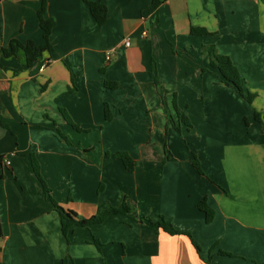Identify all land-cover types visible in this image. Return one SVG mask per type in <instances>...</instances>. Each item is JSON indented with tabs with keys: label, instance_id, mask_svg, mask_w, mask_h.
Returning <instances> with one entry per match:
<instances>
[{
	"label": "crops",
	"instance_id": "1",
	"mask_svg": "<svg viewBox=\"0 0 264 264\" xmlns=\"http://www.w3.org/2000/svg\"><path fill=\"white\" fill-rule=\"evenodd\" d=\"M162 1L152 15V0H106L99 25L84 0H48L52 50L32 66L21 48L2 58L0 264H264V124L255 118L264 120V0ZM41 4L0 0V49L45 44ZM206 46L231 60L252 104L221 82ZM163 87L187 128L168 120ZM121 152L134 171L112 158ZM31 155L60 207L84 218L124 202L135 212L66 238ZM205 198L209 224L198 208ZM161 218L202 253L147 221Z\"/></svg>",
	"mask_w": 264,
	"mask_h": 264
},
{
	"label": "trees",
	"instance_id": "2",
	"mask_svg": "<svg viewBox=\"0 0 264 264\" xmlns=\"http://www.w3.org/2000/svg\"><path fill=\"white\" fill-rule=\"evenodd\" d=\"M84 1L89 6L91 13L94 19L96 20V22L99 25H103L107 19V7L104 3L106 0H98L96 2H90L88 0H84ZM162 3H163L162 0H152V4L150 6V13L152 15H155V13H157ZM47 9H48V0H42L41 10L39 12V18H40V27L43 31V38H44L45 44L42 46H38L34 42L30 41L25 46H23L17 41H12L9 45V48L0 49V68H2V58L7 59V58L15 56L18 48H21L25 52L26 61H27L28 66H32L36 61L40 60L43 53L47 51L50 52L52 50L51 34L55 26V22L53 19L45 18ZM192 32L194 34H205L206 33L205 31H201V30H192ZM204 54L210 58L211 67L213 69H216L219 72L222 78L221 82L233 88L246 102H248V104H252L253 100L256 98V95L252 94L247 89L244 79L241 77L237 68L232 64L231 60L228 57L219 55L214 46L204 47ZM155 83L156 85H159V82L157 81V79L155 80ZM115 87L113 86V88ZM163 99L164 98H162V101L164 102ZM174 107L177 113L179 114L178 115L179 119L183 120L187 125H190L187 117L184 116V114L179 113L177 106L175 104H174ZM62 113H63L65 121L69 125H71L75 130L81 131V129L76 124L73 123L71 118L65 112H62ZM111 118H112V115H111L110 109L108 106H106L105 107V119L109 121L111 120ZM255 118L256 120L264 124L262 114L256 112ZM0 125L2 126L1 122H0ZM54 131L60 139L70 144V141L60 129L54 127ZM112 157L122 161L127 171L129 172L134 171L136 162L127 153H124V152L117 153V154L112 155ZM31 161H32L34 174L43 186L46 199L52 203L55 211L59 213L61 230H62L63 235L66 238L68 236L69 231L75 226L90 227L93 225L104 223L112 215H118V214L129 215V214L134 213V209L130 208L126 204V202H124L122 206L119 208L109 206L108 208L102 210L99 214L94 215L90 218L81 217L73 210L64 209L60 207L58 203L53 199L50 188L47 186V184L43 180L40 174V170H39V163L36 160L34 155H31ZM193 165L200 174H203L202 169L200 167V163L197 160L196 156L193 159ZM198 208L202 213H204L206 222L208 224L211 223L215 217V211L210 206H208L206 198L203 199L198 204ZM147 221L150 225L157 227L159 229H162L165 233L171 236L185 235L189 237L197 253L198 254L202 253V249L200 245L192 237L191 233L176 229L171 221L165 220L164 218H161L159 221H156V222L150 219ZM0 237H1V234H0ZM95 244L99 246L100 243L98 240H95ZM220 253L224 254L223 252H220ZM210 260H211V257H209L208 263Z\"/></svg>",
	"mask_w": 264,
	"mask_h": 264
},
{
	"label": "rangeland",
	"instance_id": "3",
	"mask_svg": "<svg viewBox=\"0 0 264 264\" xmlns=\"http://www.w3.org/2000/svg\"><path fill=\"white\" fill-rule=\"evenodd\" d=\"M160 91H161V97L164 98L163 99L164 100V102H163L164 106L167 107V109H168V107L171 108V110H172V112L174 114L173 116L169 115L168 120L170 121V123L174 125V122L176 120V121H178V123H181L182 126L187 128V126H189V125H187L183 120L179 119V116H178L179 114L175 110V107H174V104L176 105L175 98L173 97L172 100L170 101L169 96H168L169 91L165 87L161 88ZM178 111H179L180 114H183V112L181 110H178ZM166 113L168 114V111H166ZM78 132H80V131H78ZM82 133H84V132H82ZM78 134H80V133H78ZM81 137L85 139L86 135H81ZM194 158H195V156H193V159ZM134 212H135V209H134Z\"/></svg>",
	"mask_w": 264,
	"mask_h": 264
},
{
	"label": "built area",
	"instance_id": "4",
	"mask_svg": "<svg viewBox=\"0 0 264 264\" xmlns=\"http://www.w3.org/2000/svg\"><path fill=\"white\" fill-rule=\"evenodd\" d=\"M125 45L128 47L130 46V42L127 41L125 43ZM112 58V53H107L106 56H105V59L107 62H109ZM51 62V60H47L46 62H43L42 65H41V71H43L45 68H47L48 64ZM7 165H9V162L7 161L6 162Z\"/></svg>",
	"mask_w": 264,
	"mask_h": 264
}]
</instances>
